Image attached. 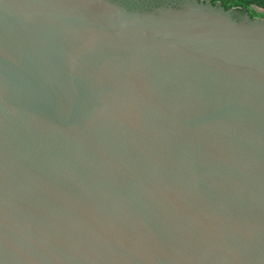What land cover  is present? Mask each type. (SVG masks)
I'll return each instance as SVG.
<instances>
[{
  "label": "water",
  "instance_id": "95a60500",
  "mask_svg": "<svg viewBox=\"0 0 264 264\" xmlns=\"http://www.w3.org/2000/svg\"><path fill=\"white\" fill-rule=\"evenodd\" d=\"M0 264H264V17L0 0Z\"/></svg>",
  "mask_w": 264,
  "mask_h": 264
},
{
  "label": "trees",
  "instance_id": "16d2710c",
  "mask_svg": "<svg viewBox=\"0 0 264 264\" xmlns=\"http://www.w3.org/2000/svg\"><path fill=\"white\" fill-rule=\"evenodd\" d=\"M212 4L219 2L224 8H233L238 13H247L250 17L255 15L264 16V0H209ZM253 7L260 9V13Z\"/></svg>",
  "mask_w": 264,
  "mask_h": 264
},
{
  "label": "rangeland",
  "instance_id": "374dc122",
  "mask_svg": "<svg viewBox=\"0 0 264 264\" xmlns=\"http://www.w3.org/2000/svg\"><path fill=\"white\" fill-rule=\"evenodd\" d=\"M253 9H254V11L257 12V13H260V12H261L260 9H258V8L253 7ZM240 14H243V13H240ZM255 16H256V17H259V18H260V17H264L263 15H260V14H259V15H255ZM253 17H254V16H253Z\"/></svg>",
  "mask_w": 264,
  "mask_h": 264
}]
</instances>
